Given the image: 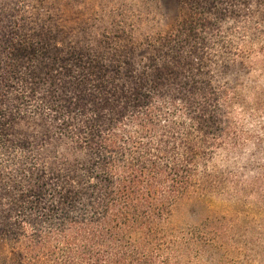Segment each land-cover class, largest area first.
Returning <instances> with one entry per match:
<instances>
[{"label":"trees","instance_id":"16d2710c","mask_svg":"<svg viewBox=\"0 0 264 264\" xmlns=\"http://www.w3.org/2000/svg\"><path fill=\"white\" fill-rule=\"evenodd\" d=\"M10 2L0 0V32L9 29L13 32L11 40H5L0 35V92L5 85L17 86V80L28 85V80L38 79L42 72L57 66L66 77L60 87L64 104L72 94L76 96L70 101L73 111L91 104L87 81L76 78L87 74L80 54L82 48L75 49L70 64L66 55L51 51L48 41L52 43L50 38L60 32L54 25H40L43 29L39 37L24 40L27 26L34 25L35 20L41 21L31 12L35 1L16 0L17 5L13 6H10ZM189 2L197 4L199 10L210 12L202 16L189 12V16L200 20V31L203 33L215 27L211 34L212 47L207 49L202 44L199 52L202 56L206 55L202 57L203 63L199 68L192 65L182 69V62L186 59L190 61V55L184 51L174 63L155 70L161 61L160 45L155 46L152 52L157 49L160 57L155 61V75L152 76L165 78V82H144L129 95L124 92L125 88L120 91L118 86H114L113 94L116 97H105L103 100L109 111L99 110L100 105H95L94 111H98L96 117L104 123L99 128L90 129L83 143L96 146L105 161V176L99 183L105 193L99 198L100 201L95 202L94 208H103L106 214L99 221L93 218L83 226L79 225L78 219L69 216L67 223L63 222L64 228H61L57 238L68 246L78 240V234H74V231L81 233L87 230L90 236L91 232L99 233L102 227L117 231L105 240L95 235L92 236L94 239L89 237L84 251L74 250L80 257H68L61 264H86V261L88 264H187L188 257H172L179 254L177 240L171 243L167 239L161 240L162 244L167 242L168 246L166 250L161 248L157 251L159 258H155L149 248L160 243L150 244L160 240L161 232L156 225L160 226L165 221L164 217L172 212L177 200L198 201L207 205L208 210L220 215L229 230L234 232L236 238L231 241L234 242L232 246L241 257H222L214 264H264V257H259L264 254V165L257 175L245 179L234 171H221L214 161L217 153L240 152L259 141L253 132L245 129L243 120L258 124L264 120V0H232V8L227 6L225 13L219 0ZM15 14L20 15L21 21H15ZM184 24L189 22L186 20ZM185 38L189 41L192 35L188 34ZM206 49L215 51L213 56L221 51L226 56V62L217 61L212 65L208 61L210 53L204 51ZM171 58L176 59L175 55ZM175 74L185 77L186 84L181 89L171 80ZM96 87L103 88L100 83ZM43 90L39 88L37 93ZM11 106L8 103L1 107L2 131L7 136L17 133L19 136L15 139L20 144H32L31 140L24 138L27 132L20 126L27 120H21ZM129 109L132 114L127 118L125 113ZM106 112L112 115V119L103 120V113ZM175 114L185 118L180 128L193 137L182 147L175 133L179 128L172 121L165 122ZM106 128L111 129V136H106ZM135 128L138 129L137 133L133 131ZM47 142L50 147L46 149L52 150V140L47 138ZM83 143L77 141L78 145L84 146ZM48 151L40 150L35 158L36 167L26 172L24 168L23 174L35 175L36 171L41 170L42 162L45 171H53L57 164L51 162L55 158L49 157L46 154ZM73 156H63L67 179L77 173L71 167ZM79 160L84 162L85 159ZM19 165L26 166L25 162ZM120 171L131 180L130 194L123 205H112L108 201L116 195L114 188L122 186V175L112 184L109 177L111 173L114 176ZM10 193V189L0 187V206L3 207V210L0 209V226L9 233L12 220L6 211L5 201ZM216 200L221 203L235 202V208L219 207L215 205ZM75 209L73 207L72 212ZM17 230H21L20 226H17ZM120 235L127 239L123 248L116 239ZM40 236L37 231L31 236L32 242L41 244L36 242ZM216 236L220 238L219 234ZM242 239L244 241L241 242ZM94 249L97 250L96 256L83 257L91 255Z\"/></svg>","mask_w":264,"mask_h":264},{"label":"rangeland","instance_id":"374dc122","mask_svg":"<svg viewBox=\"0 0 264 264\" xmlns=\"http://www.w3.org/2000/svg\"><path fill=\"white\" fill-rule=\"evenodd\" d=\"M34 1L31 12L41 21L35 20L39 24L34 21V25L27 26L23 34L24 40L39 37L43 29L41 26L46 24L60 29V32H56L50 38L53 41L52 43L48 41V45H51V51L61 56L66 55L69 64L70 57L75 55V49L81 47L80 54L87 74L76 78L87 81V93L91 104L73 111L70 101L76 97L74 94L69 96L66 105L64 104L60 87L66 77L57 66L50 71L42 72L38 79L28 80V85L17 80V86L5 85L2 88L0 187L3 190L10 189L12 192L5 201L6 211L12 221L10 233L0 226V264H61L68 257H80L74 250L84 251L83 247L88 245L86 239L89 237L95 235L98 239L105 240L112 233H116L117 230L105 227L100 228L99 233L91 232V236L88 235L87 230L81 233L74 231V234H78V240L68 246L57 238L61 228H64L63 222L67 223L69 216L78 219L79 225L83 226L93 218L99 221L103 214H106L103 208H94L95 202L105 193L104 188L99 184L105 176V161L99 155L96 146L83 143L90 129L99 128L104 123L97 119L98 111H94L95 105H100L99 110H108L103 100L105 97L112 99L116 97L113 94L114 86H118L120 91L125 88L124 92L129 95L144 82L150 83L154 80L157 83L165 82V78L152 76L155 75L153 68L156 66L155 61L160 57L159 53H161V61L155 70L165 68L168 63H174L184 51L190 55V63L188 59L184 60L182 69L192 65L199 68L203 63L202 57L206 55L202 56L199 51L203 45L207 49L212 47L211 34L215 28L206 33L200 31V20L192 19L189 12L200 16L210 12L206 9L199 10V6L190 3L189 0ZM219 2L224 7L222 8L224 13L227 6L232 8V0H219ZM10 3V6L17 5L16 0H11ZM14 19L21 21L19 14H15ZM186 20L189 24H184ZM188 34L192 35L189 41L185 38ZM0 35L5 40H11L13 32L9 29L0 32ZM158 45H160L159 53L157 49L152 52ZM207 49L204 51L210 53L208 61L212 65L217 61L226 62V56L221 51L217 56H213L215 51ZM174 55L176 59L172 60L171 56ZM214 67L216 70L217 67ZM171 80L178 89L185 86L183 85L186 82L185 77L180 74H175ZM97 83L103 88L97 89ZM39 88L44 89L40 94L37 93ZM8 103L13 105L12 109L21 120H27L20 126L27 132L24 133V138L31 140L32 144H20L15 139L19 136L17 133L7 136L2 131L1 107H5ZM131 112L132 110L129 109L125 116L130 117ZM102 117L103 120L112 119L109 112L103 113ZM126 117L125 121H127ZM181 117L175 114L167 121L163 118V121H172L179 128L175 133L179 138L180 147L193 138L184 128H180V125L186 121ZM243 122L245 129L253 132L259 141H255L240 152L217 153L214 155V161L221 171H234L248 179L257 175L259 168L264 165V120L261 124L248 119H244ZM133 131L137 133L138 129L135 128ZM104 132L106 136L112 135L110 128H106ZM47 138L52 140L53 149L49 151L46 149L50 147ZM77 141L84 146L78 145ZM118 144L121 145V142L119 141ZM42 149L48 151L46 154L49 157L55 158L51 162L57 164L56 168L53 171L50 169L45 171L42 162L40 171H36L35 175L25 176L24 168L26 172L36 167L35 158ZM68 154L74 155L71 167L73 171L77 170V173L71 174L70 179L66 178L67 171L64 168L66 160L63 157ZM79 158L85 159L84 162ZM20 162H25L26 166H20ZM118 165L121 167L120 164ZM121 173L120 171L114 176L111 173L109 177L112 184L118 181L119 175H122V186L114 188L116 195L108 201L112 205H123L130 194L131 180L126 173ZM174 205L172 212L164 217L165 221L160 226L156 225L161 232L160 240L152 241L150 244L158 241L160 243L149 247L155 258H159L157 251L161 248L166 250L168 246L167 242L161 243L164 239L169 240L170 243L172 240L179 242V254H174L172 257H188L187 264L212 262L214 264L222 257H241L236 254L233 249L234 242H231L236 238L235 234L229 230V226L220 215L210 212L207 205L198 201L177 200ZM215 205L228 209L235 208V202L221 203L216 200ZM73 207L76 209L72 212ZM0 209L3 210V207L0 206ZM17 226H20V231L17 230ZM37 231L41 236L36 242L41 244H35L31 240V236L37 234ZM216 234H219L220 238ZM41 239H44L43 242H40ZM116 239L119 240L120 247L126 246L127 239L121 235L116 236ZM96 252L97 250L94 249L91 255L87 254L83 257L96 256ZM99 256L100 254L97 255ZM259 257H264V254Z\"/></svg>","mask_w":264,"mask_h":264}]
</instances>
